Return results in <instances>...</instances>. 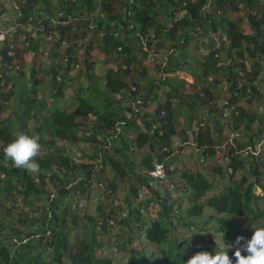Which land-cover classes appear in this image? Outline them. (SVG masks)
<instances>
[{
  "label": "trees",
  "instance_id": "16d2710c",
  "mask_svg": "<svg viewBox=\"0 0 264 264\" xmlns=\"http://www.w3.org/2000/svg\"><path fill=\"white\" fill-rule=\"evenodd\" d=\"M28 2V7H25L27 17L35 11L41 16V13H45V17L46 14L61 12L60 18L70 21L65 25H55L50 19H45L48 32L53 31L54 41L50 44L47 42L42 44L38 38L30 37V45H25L23 48L17 45L14 55L6 56L5 61L17 60L23 67L22 70L15 68L10 72L3 64L0 66V73H3L13 85L7 93L0 85V213L4 211L5 215H9L10 208L4 204L10 198L17 201L19 197L24 203H29L31 194L43 192L51 182H54V177L60 178V175L71 174V178H74L78 175L82 176L86 170L83 177L87 179L82 180L80 187L87 189L94 179L102 182L100 174L104 166L113 168L123 181L127 180L126 174L129 171L133 172L134 186L131 192L137 195L147 176L136 171L138 165L127 153L132 146H135L139 152L147 145L150 147L151 151L140 156L143 158L142 165L148 170L153 168L154 162L168 157L170 153L164 150V147L173 151L177 142H180L181 138L187 141L192 131L195 147L203 149L204 155L215 157L220 140L216 137L213 128L219 127L218 130L222 133L224 127V124L216 121L215 125L212 121L216 119L215 112L223 115L224 111L216 108L213 100L217 97L216 90L219 88L223 97L228 99L232 106L234 118L232 125L239 126L240 122H244L245 130L252 131L254 124L259 122L255 136L264 133V106L250 112L242 105L255 99L264 101V92L262 89L259 90L255 83L264 71V0H134L133 2L58 0L57 3L55 0H28ZM208 4L213 7L210 14L204 9ZM7 11L8 8L3 6L2 14ZM233 11L246 15L244 19L248 18L252 31L241 27L244 19H231L230 13ZM20 19L29 20L26 17ZM132 24L133 28L130 27ZM219 29L222 30L217 32ZM223 36H227L226 39ZM133 37L137 39L138 44L132 41ZM193 38L197 39L195 48L203 51L202 58L198 59L195 68H191V61L188 60L190 55L186 52ZM63 41L67 43L64 51L70 58L68 65L63 62L60 57L61 49H58ZM48 45H51L53 56L48 68H38L35 63L28 61L27 55L32 52L31 50ZM95 49L104 54L99 68H96L98 63L92 56ZM80 51H84L81 57H79ZM153 54L155 56H152ZM156 55H161V58ZM138 60L143 62L148 60L152 63L155 71V74L152 73L153 77H149L151 68L149 69L147 65L143 66L140 76L135 74ZM78 62L82 64L81 73L91 80L98 76L99 70L103 73L101 78L109 94L105 95V91L96 87L95 98L102 96L100 102L101 104L104 102L105 105L101 107L100 102H95L89 96H82L81 93L75 98L74 107L52 108L43 90L48 89L54 99L63 98L66 88L70 86L68 80L71 78V63ZM248 62L253 66L251 73L247 71ZM111 63H115L116 66L110 65L106 71H102L104 65L108 66ZM188 65L195 78L193 84L195 91L186 88L185 79L177 75H167L188 70ZM198 68L200 75L197 74ZM61 71H63V79L59 81L57 74ZM39 73L40 75L42 73V77ZM248 75H251L250 81ZM22 76L28 77L27 82L30 83V89H24L23 92L19 87ZM46 78L49 80L48 84ZM241 80L243 86L239 88L237 85ZM138 98L142 100L143 105L139 111H136L134 103ZM9 99L14 100L13 103L16 104L14 111L10 109L11 104L5 103ZM123 101H125L124 105ZM182 108L187 112V126L179 123ZM204 108H209L210 113L207 117L212 125L208 121L195 120L202 112L206 113ZM13 114L18 116V125L15 127L12 121ZM91 116L95 118L93 123L90 122ZM122 120L125 121L122 132L115 136V124ZM194 121L199 127L197 131L192 129ZM236 128L241 129L240 126ZM129 131L134 133V138L126 137ZM20 132L39 134L40 143L44 148L47 141L56 150L44 155L38 153L33 157L39 165L38 171L30 172L23 167L15 168L11 160L4 155V147ZM65 140L74 144L83 141L94 146L95 150L87 156L88 160L83 163L76 162L69 154L60 151L58 143ZM116 140H119V145L115 148V152L120 155L119 158L109 153ZM244 146L243 144L230 148L222 160H230L232 176L241 168L246 169L248 174L242 175L240 181L229 186L222 193L210 196L205 203L202 199L212 189L208 177L201 171L179 172H181L180 179L185 181L184 190L190 192V201L195 204L187 210L188 216L200 217L205 206L211 207L222 214L218 218L220 227L217 232L222 235L230 232L249 239L253 231L240 219L249 214H255L254 218H257L260 213H264V209L254 208V201L264 200V193L260 195L255 192L257 188H262L264 192V158L254 154L244 157L241 153ZM98 160L102 162L97 164ZM176 169L178 171V168ZM220 170L221 168L218 167L219 173ZM250 176L254 179L251 180ZM106 186L105 190L108 194H111L110 190L114 193L117 187L114 182ZM69 192L70 190L67 191ZM64 193V189H60V197L55 198L47 206L44 204L27 209L30 219L24 218V221L29 222L30 229H38L40 224L39 231L31 230L26 235L23 233V236L20 231H16L13 237L15 250L11 249L7 240L10 236L0 239V264H66V258L69 259V264H115L109 256H96L97 247L86 238L80 242L78 251L70 252L72 243L67 224L69 213L67 205L63 206L60 200L65 196ZM168 199L171 202L168 203ZM172 200L173 197L167 193L160 202L161 218L150 225L147 223L139 225L141 230L147 226L145 233L151 243L169 244L162 258L155 254L151 256L153 258L151 264H186V261L196 253L192 248L185 247L178 237L169 235L173 230L172 222L169 221L173 210ZM40 208H43L41 214L38 213ZM129 217L135 218L138 223L144 219L139 206L133 202L129 203ZM129 217L122 220V224L128 227L131 226ZM19 220L22 221L21 218ZM78 220V215L75 214L72 219L73 224H77ZM184 225L192 227L189 221ZM0 227L5 226L0 222ZM106 229L104 225V230ZM32 238L37 239L32 240ZM43 245L50 249L51 258H44L45 249L38 250ZM19 247L22 249L21 252L17 251ZM121 248L131 252L128 264H137L135 249H128L126 243H123ZM235 251L236 249L230 248L229 255L232 256ZM16 252L18 254L14 257Z\"/></svg>",
  "mask_w": 264,
  "mask_h": 264
},
{
  "label": "rangeland",
  "instance_id": "374dc122",
  "mask_svg": "<svg viewBox=\"0 0 264 264\" xmlns=\"http://www.w3.org/2000/svg\"><path fill=\"white\" fill-rule=\"evenodd\" d=\"M58 0H55L57 3ZM14 9L8 8V11L0 16V25L6 26L9 23H12V16L11 14L14 12ZM212 11V9H210ZM240 16L244 15L240 12ZM248 27V22L246 21V24L244 25ZM225 38V36H223ZM227 37V36H226ZM39 40H44L43 38H39ZM134 43H137V39L133 37L132 40ZM138 44V43H137ZM197 44V39L193 38L189 46L187 48V54H189L188 60L191 62V68H195L198 65V59H201V53L203 52L201 49H196L195 45ZM201 44V43H200ZM64 49L61 48L60 53L63 54ZM94 59L98 63V66L96 68H99L101 64V60L104 57V54L101 53L98 49H95L93 52ZM151 55H149L150 57ZM152 56H155L154 54ZM157 57L161 58V55H156ZM141 57L145 59L142 55ZM39 58H44L45 60H51L53 58L52 54L48 56H43ZM149 60V59H148ZM148 60H145L144 62L141 60H138L137 70L135 71V74L137 76H140L139 73L143 71V66L147 65V67L151 70V72L148 73L149 77L152 76V73L155 74L154 68L152 66V63H149ZM49 65V64H48ZM111 66L115 67V63H111L108 66L104 65L102 71H106L107 68ZM188 70L184 71H177L172 74L167 75H177L181 79H185L187 81L186 88H190V91H195L193 84L195 83V78L192 75V71L189 70V65L187 67ZM253 69V66L250 65V62H248L247 65V71L248 73H251ZM262 71V70H261ZM101 70L98 71V76L91 80L90 77L86 76L85 74L81 73V70L79 71H72L71 72V78L68 80L70 86L66 88L65 90V96L63 98L54 99L50 96L49 90L44 89L43 92L47 96L49 101V104L52 108H55L57 106H70L74 107L76 105L75 98H77L78 94L82 93V96H89L92 99L95 100V102H100L102 99L101 94L99 93L100 97H96V91L101 89L102 91H105V95L109 94V91L106 90L105 82L101 78ZM263 73V74H262ZM262 75L258 77V79L255 81L257 87L259 90L262 89L264 92V71H262ZM197 74L200 75V69H197ZM103 75V73H102ZM39 76L42 77V73ZM22 81L19 83V87L22 90L30 89V83L27 82L28 77L22 76ZM248 79L250 81L251 75H248ZM247 80V77H246ZM49 80L46 78V84H48ZM200 85V84H199ZM97 87V89H96ZM187 88V89H188ZM159 89H156V91ZM221 90V88H219ZM219 90H216L217 97H214V103L216 104V108L220 109V103L223 99V95ZM19 91V89H18ZM20 91V92H21ZM219 91V94H218ZM23 92V91H22ZM262 92V93H263ZM104 97V96H103ZM119 98V97H118ZM126 100V99H125ZM120 101V100H118ZM106 103V102H105ZM127 103V102H126ZM125 104V101H123V105ZM157 104V102H156ZM264 101L255 99L253 102H244L242 103L243 108L248 111H253L257 109L258 107L263 108ZM15 103L11 101L10 109L14 111ZM105 104L104 102L100 106L103 107ZM181 118L179 120V123L183 124L182 126L188 125V120L186 118V110L184 108L181 109ZM205 114L203 112L201 113V116H197L198 119H195L198 122L201 121H208L211 125L210 119H208L207 114L210 113L209 108H204ZM216 119L214 124L216 125V121H218L220 124H224V127L222 128V133L219 132V127H214L213 131L216 135V137L219 138L220 141H224L226 139V135L228 133V128L225 127V125L230 124L234 122V118H225L220 115L219 113H216ZM205 119V120H204ZM18 116L13 114V126H17ZM95 118L91 116L90 122L93 123ZM91 123H89V126H91ZM178 123V124H179ZM259 122H257L258 124ZM257 124H254V128L252 131H246V124L243 122H240L241 129H236L240 133V137L237 139L236 144L238 145H245L244 147L251 146L254 151L258 152L259 156L264 158V133H261L259 135H256L257 132ZM235 125V124H234ZM239 126H234L239 127ZM131 131V130H130ZM127 132L126 137L128 139H132L135 137L133 132ZM42 134L45 136V134L42 132ZM182 147L179 151H175L174 154H170L169 157H167V162H171L178 168V171L176 170L174 175L172 177L174 179H178L181 175V172L179 171H201L203 172L208 179L212 183V189L211 191L205 196L204 199H202V202L205 203L207 199L215 194H220L222 191L227 189L231 185H235L238 181H240V178L244 174H248L246 169L241 168L238 170L233 176H232V168L230 166V160L224 159L219 160V157H213L209 158L207 156L202 155V151H198L195 147V144L193 142V138L191 135L188 136V140L185 141L182 138L179 140ZM46 148L41 147L38 153L41 155H44L45 153H52L55 152V148L51 146L47 141ZM194 144V145H193ZM119 145V140L114 141L112 147L109 149V153L115 157L119 158L120 155L115 152L116 146ZM58 146L60 147V151L65 154H69L74 160L80 159L82 161L88 160V157L90 154H92L95 150L94 146L85 143L83 141L79 143H69L66 140L60 141L58 143ZM134 150H128V154L132 157V160L138 165L136 168V171L139 173L146 174L147 169L144 168L142 165L143 158L140 157L142 155H146L150 150V147L147 145L145 148L141 150V152L138 151V149L135 146H132ZM131 147V148H132ZM137 150V152H135ZM135 152V153H134ZM139 155V156H135ZM204 159V161H202ZM221 168V173L217 171V168ZM58 172V171H57ZM86 173V170L83 172V174ZM127 180H121L119 174L113 170V168L109 166H104L100 177L103 183L106 185L110 182H114L117 187L115 192L111 195L106 192L102 187L93 186L91 185L87 189H85L83 194V199L85 201V205L81 208L76 209L78 212L72 213V208L70 206H67L69 217L67 220V224L69 227V230L71 232L70 234V241L72 243V247L70 249L71 253H75L78 251L80 242L83 239H87L90 242H93L95 244L96 253L97 255H104V256H110L114 259L115 264H128V259L131 256V252L129 250H122L121 245L123 243H126V245L129 248H134L137 253V264H151L153 261V258L151 256L153 254L159 256V258H162L164 256V250H168L167 247L169 244H159V243H151V241L148 239L147 234L145 233V229H140L139 225H142L143 223H147L150 225L153 221L158 220L161 218V216L152 217L150 215L144 216V219L142 222H137L135 218L129 217V222L131 223V226H120L116 225L112 228H107L106 230L97 231V225L96 220L101 219V217H108L110 215H115L118 213V211H124L127 215L129 214V203H134L135 201V195L132 194L131 188L134 186V178L132 177L133 172L129 171L127 174ZM180 179V178H179ZM250 179L253 180L254 177L250 176ZM256 194L263 195V189L257 188L255 190ZM180 193V199H179V207H180V213L179 215L175 216L171 214L169 217V221L172 222L173 230L170 232L171 237H178L179 240L183 243V245L187 248H192L194 252H200V251H214L218 245H223V241L226 245H231V248H239L241 247L244 242L246 241L245 237L244 240H241L239 243H237V237L238 235H234L233 233L226 232L224 235L217 232L218 228L220 227V224L218 223L219 216H222V214L217 213L214 209L211 207L205 206L203 210V214L200 217H190L187 214V210L195 205L193 202L190 201V192H187L186 190H179ZM17 201L12 200L11 198L9 200L4 201V205L6 207L10 208L9 215H5L4 211L0 213V222L2 223L3 227H0V239L2 240L4 237L10 236V239H7L9 241V244L11 245V249L15 250L16 244L13 241V237L15 236L16 231H20L21 235L23 236V233L26 235L28 232L32 231H39L38 229H30L29 222L27 223L24 221V218H29L27 209L34 208L37 206L44 205L47 201V190H43L41 193H34L31 194L29 197V203H24L21 198L17 197ZM61 201L64 200V196L60 199ZM254 208H262L264 209V200H260L258 202L254 201ZM3 209V208H2ZM78 215V221L77 224H73L72 219L74 218V215ZM255 214H249L246 215L244 218L240 219L245 225H249L250 228H252V225L254 226H262L264 225V213H260L257 218H254ZM261 215V216H260ZM19 218L22 219V221L19 220ZM192 224V227L189 228L186 225V222ZM21 223V224H20ZM13 231H11V229ZM116 238V239H114ZM37 238H32V240H36ZM218 244V245H217ZM115 245L118 246V250L115 251L114 247ZM37 249V248H36ZM36 249H34V252L36 253ZM46 250V254L44 258H51L52 253L49 248L46 246L40 247L38 250ZM17 251H22V249L19 247ZM18 252L14 254V257H16ZM106 254V255H105ZM142 256V258H141ZM161 256V257H160ZM146 259V260H144ZM66 264H69V259H65Z\"/></svg>",
  "mask_w": 264,
  "mask_h": 264
},
{
  "label": "clouds",
  "instance_id": "9594fccd",
  "mask_svg": "<svg viewBox=\"0 0 264 264\" xmlns=\"http://www.w3.org/2000/svg\"><path fill=\"white\" fill-rule=\"evenodd\" d=\"M28 4H29V2L27 1V4L25 5V7H28ZM24 12H25V8H24ZM36 12H38V11H35V13ZM41 14L45 15V13H41ZM21 21H23V20H21ZM62 56L63 55L60 53V57L63 60ZM40 57H43V56H40ZM61 72H63V71H61ZM9 101L10 102H8L6 100L5 103L10 105L11 101H14V100L9 99ZM229 118L233 119V114ZM122 121H124V120H122ZM118 122H121V121H118ZM195 123L196 122L194 121L192 124V129L197 131V129H194ZM116 124H115V126H116ZM124 125L125 124L121 125V131L118 134L115 133V136L119 135L122 132V127ZM225 127L228 128V130H229L226 137L229 135L231 128L237 129L233 125H230V124L225 125ZM190 135L193 138L192 131H190ZM40 139L41 138H40L39 134H36V133L28 134L25 132H20V133L16 134L15 138L4 147V149H3L4 155L6 158L11 160L12 165L15 168L23 167L30 172L38 171L39 165L36 163L35 160H33V157L37 156L39 150L42 147V145L40 143ZM221 142L222 141H220V143ZM236 146H237V144H236ZM236 146H234V147H236ZM181 147H182V145H180L178 150H177L176 146H174L173 147L174 150L169 151V153L174 154L175 151L176 150L179 151L181 149ZM131 149L134 150L133 147ZM196 149L198 151H202L203 156H207L209 158H212L209 155H204L203 149H200V148H196ZM216 149H217V147H216ZM227 153H225L223 156L219 157L218 159L222 160L223 157ZM170 154L167 156L169 157ZM255 156H259V155H255ZM166 160H167V158H166ZM75 161L80 162V163L84 162L80 159H75ZM202 161H204V159H202ZM100 162H102V161L98 160L97 164H99ZM154 164H155V162H154ZM167 164L168 165H174L171 162H167ZM174 166H175V169L173 171H170L169 176H170V179L172 181H175L176 186H175V189L173 190V192H168V193L171 195V197H173V200H172V206H173L172 209L173 210H172L171 214L177 216L180 213V207H179L180 193H179V190H184L185 181L179 179L180 177L178 179L177 178L174 179L172 177V175H174L175 171L177 170L176 165H174ZM153 168H154V166H153ZM153 168L147 170L146 181L143 183V185H146V184L149 185V188H152L155 191L152 193H154L156 196H158V193L160 192V190L163 191V189H161V187H158V186L156 187L155 185H150V183H149V179L151 178V176L149 175V172ZM66 169L67 168H64V170H66ZM83 175L84 174H82V176L78 175L74 178H71V174H68L66 176L60 175V178L54 177V179H53L54 182L49 181V182H51V184L45 188L47 190V201L45 202L46 206L48 203H51L55 198H59L60 197V189H64V191H65L64 195L65 196H64V200H62L63 206L64 205L70 206L72 208L73 213L78 212L76 209L81 208L85 205V201L83 199V194H84L85 189L83 187H80V185H81L82 180L85 181L87 179V177H83ZM36 181H40V180L36 179ZM100 181H102V180H100ZM91 184L93 186L102 187L104 190L107 187L103 183V181L98 182L97 179H94V181H92ZM143 185L139 188L138 192L136 193L137 195H138L139 191L142 189ZM153 187H155L156 189H154ZM68 190H70L69 193H67ZM110 193L113 194V192L111 190H110ZM137 195H135L134 204L139 206L141 212L143 213V216H146V215H150L152 217L160 216L159 211L161 210L162 204L160 203L161 199L159 196L157 197L159 207L154 209V210H151V209H148L145 204H141V203L137 202V199H136ZM170 199H168L169 200V201H167L168 203L171 202ZM142 207H144L146 210L142 211ZM41 209H43V208H40V211L38 210L39 214H41ZM125 217H129V214L127 215L124 211H118V213H116L115 215H110L108 217H101V219L96 220L97 231H99V232L102 231L104 229V225H106L107 228H112V227H115L116 225L124 226L122 224V220ZM68 230H69V227H68ZM251 230L253 231L251 237L249 239L245 238L246 241L244 242V244L241 247L237 248L236 251L232 254V256L229 255V249L232 246L226 245L223 241V245L221 246V245L217 244L218 247L213 252L200 251V252L195 253L194 255L191 256L190 259H188L186 261V264H264V225H262V226L252 225ZM69 232H70V230H69ZM70 234H71V232H70ZM114 239H116V238H114ZM241 240H244V237L238 236L237 237V243H239ZM114 250L115 251L118 250L117 245H115ZM96 256L101 257L104 255H97L96 254ZM114 263H115V261H114Z\"/></svg>",
  "mask_w": 264,
  "mask_h": 264
},
{
  "label": "built area",
  "instance_id": "2783aa9c",
  "mask_svg": "<svg viewBox=\"0 0 264 264\" xmlns=\"http://www.w3.org/2000/svg\"><path fill=\"white\" fill-rule=\"evenodd\" d=\"M28 0H0V16L4 15L3 12V6L7 8L14 9L12 16V23H9L6 26L0 25V66L3 64L6 69L10 72H13L16 69L22 70L23 67L20 65V63L17 60H11V62L5 61L6 56H12L15 53V48L17 45L19 47L23 48L25 45H30V37L32 38H43L44 40H41L40 42L43 43H51L54 41V34L53 31L48 32L47 26L45 25V19H50L52 23L55 25H65L69 23L70 20H63L61 19L62 13L59 14H46V17L44 14L39 15L38 12H34V15L32 14L30 17H27L24 8L27 4ZM134 0H129V2H133ZM210 8H213L211 4H208L205 6V11L208 12ZM208 10V11H207ZM26 17L27 21H21L20 18ZM34 20V22H33ZM131 28L134 27V25H130ZM43 36V37H41ZM226 39V36L225 38ZM5 43H8L5 47L3 46ZM67 46L66 41H63L62 44L58 47V49H65ZM121 49V47H120ZM33 54L39 55V56H48L51 54V45L48 46H39L36 50H31ZM84 55V51H80L79 57ZM63 62L67 64L70 60L69 55L63 52ZM68 65V64H67ZM66 65V66H67ZM82 64L79 63H71V69L72 71H79ZM71 71V72H72ZM243 72V71H242ZM57 79L61 81L63 79L62 72L57 74ZM243 82L242 80L239 81V84L237 87L242 88ZM0 85L3 87V91L5 93L9 92L10 89H12L13 85L12 82L8 81V78H6L3 73H0ZM239 94V92H237ZM10 102L9 100H7ZM142 100L138 98L134 106L136 107V111H139V109L142 107ZM220 108L223 109V116L225 118H229L232 115V106L229 104L228 99L226 100L224 97L221 100ZM125 124V121L118 122L115 126V133L118 134L121 131V125ZM194 129L198 130V125H194ZM161 132V131H160ZM240 133L238 130L231 128V131L229 135L226 137L224 141H222L217 146L216 156L221 157L225 153L229 152L231 147L236 146V140L240 137ZM180 142H177L176 148L178 150L180 146ZM164 150L171 151L167 147H164ZM176 150V151H177ZM241 153L244 157H248L250 154L258 155L259 153L254 151L251 146H247L246 148L241 150ZM175 169L174 165H168L167 160H161L157 161L154 164V168L149 172V175L151 178L149 179L150 185H155L156 187H161L163 191L160 190L158 193V196L161 198H164L165 195L168 192H173L175 189L176 183L175 181H172L170 179V171H173ZM156 189L155 187H153ZM158 196H156L154 193H152L151 189L149 188V185H143L142 189L139 191L137 195V202L141 204H145L148 209L154 210L159 207L158 204ZM146 209L142 207V211H145Z\"/></svg>",
  "mask_w": 264,
  "mask_h": 264
},
{
  "label": "crops",
  "instance_id": "0c3cea01",
  "mask_svg": "<svg viewBox=\"0 0 264 264\" xmlns=\"http://www.w3.org/2000/svg\"><path fill=\"white\" fill-rule=\"evenodd\" d=\"M210 9H212V11H213V8H210ZM209 9V11L207 12V13H211L212 11ZM230 17H231V19H236V20H239V19H244V16L243 15H239V12H237V11H233V12H231L230 13ZM246 21L248 22V18H246V19H244V21L243 22H241V27L243 28V29H247L248 31H252V28L250 27V25H249V22H248V27H246V26H244L245 24H246ZM222 29H219V31H217V32H220ZM217 32H215V33H217ZM40 56L39 55H34L32 52H29V54L27 55V58H28V61L30 62V63H35V66L36 67H44V68H48L49 66H50V64H51V61H52V59L51 60H45L44 58H39ZM49 64V65H48ZM215 122V120L213 121V123Z\"/></svg>",
  "mask_w": 264,
  "mask_h": 264
}]
</instances>
